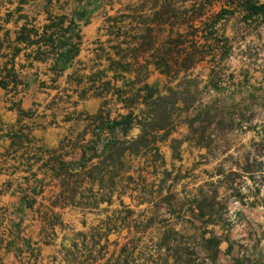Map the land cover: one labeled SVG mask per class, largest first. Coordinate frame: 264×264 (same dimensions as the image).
Segmentation results:
<instances>
[{"label": "rangeland", "instance_id": "obj_1", "mask_svg": "<svg viewBox=\"0 0 264 264\" xmlns=\"http://www.w3.org/2000/svg\"><path fill=\"white\" fill-rule=\"evenodd\" d=\"M143 1L136 7L140 6L139 9L145 8L147 11L130 14V21L134 24L150 22L153 14L164 4L163 0ZM240 1L209 0L204 3L203 0H171L170 5L178 13V23L175 20L162 21L167 25L164 26L166 31L155 32L153 36L155 48L160 49L168 37L170 24L174 27L173 34H185L189 32L187 24L191 22L198 28L197 45L189 42L184 44L181 57L199 58L203 55L205 59L189 72L191 76L184 78V74H180L170 85L165 76L149 68L151 74L146 84L162 96H167V87L171 88L175 94L169 96L168 103H176L179 111L173 116V124L158 133L157 142L153 148L149 147L145 159H138L135 163L131 174L134 184L139 186L133 194V204L143 198L151 204H159L161 201L165 204L169 193L174 194L176 211L180 209V214L174 217L180 221L172 219L171 223L181 233V242L193 243L194 264H264V17H247ZM199 5L204 7L203 19L195 11ZM183 20L187 24L180 23ZM128 24L130 22L126 21L125 25ZM135 34L133 31L129 33L131 37ZM114 46V43L104 47L96 46L94 50L105 61L106 55L117 61ZM77 52L78 48L71 46L64 55L65 60L58 61V65L67 66L71 63L67 58L74 57ZM158 53L160 50L155 53L145 50L138 56L141 60H149ZM78 65H74L67 80L78 95L62 94L58 99L47 102L50 109H56L57 104H71L76 97L89 95L98 102L94 107H99L94 113H91V108L87 111L76 109L74 116L86 123L80 122L70 127L66 135L70 139L61 145L65 157H72L65 160L71 161L69 168H73L76 175L80 176L76 180L79 184L73 185V180L68 178L65 189L62 188L72 210L66 209L62 215L58 212L57 216L49 213L45 217L49 219V229L55 227L56 230L57 238H49V244L60 243L64 247L70 244L71 230L73 233L83 232L84 227L87 229L105 224L106 218L117 208L115 195L114 204L108 212H99L106 208L105 204L99 206L98 212L89 213L87 209L92 203V194L99 190L116 191L113 184L107 181L108 176L104 182H100L103 161L101 148L108 137L103 135L98 140L94 138L91 133L95 127L90 126L88 117L100 110L108 115L109 120L126 115L127 109L118 102L112 88H123L124 83L134 78L129 73L124 75V81L112 84L109 74L100 69H90L85 73ZM131 69L135 70V67ZM108 82L112 85L106 89L104 84ZM139 102L142 103L141 100ZM146 107L139 106L138 110H147ZM84 127L89 131L86 140L88 144L77 139ZM139 134L140 130L133 127L128 132V138L135 139ZM78 147L82 151L83 147L90 149L82 158V162L88 161L83 165L92 173L90 178L80 174L79 162L74 159L80 157L79 150L75 156ZM144 160L146 169L141 175L138 170L143 167ZM64 175L66 178V173ZM139 175L144 176L142 185ZM73 187L78 188L75 194L69 193ZM143 187L144 192L140 193ZM123 201L132 204L127 197ZM25 202L24 198V205ZM147 207L149 205L144 204L135 211ZM84 209L87 213L83 215L80 212ZM28 212L24 208V220L28 219L25 217ZM19 214L18 210L21 219ZM149 216L153 218L151 214ZM157 220L160 222V219ZM21 221H18L19 225ZM162 228L155 225L147 232H161L164 230ZM126 234V230L120 232L121 236ZM117 236L118 233L112 231L109 241H114ZM209 239L215 241L207 242ZM33 242L31 240L30 243L22 244V250L15 255L17 263L51 264L49 257L39 254V247Z\"/></svg>", "mask_w": 264, "mask_h": 264}, {"label": "crops", "instance_id": "obj_2", "mask_svg": "<svg viewBox=\"0 0 264 264\" xmlns=\"http://www.w3.org/2000/svg\"><path fill=\"white\" fill-rule=\"evenodd\" d=\"M140 1L143 0H0V78L5 69H11L20 82H9L8 89L0 86V263L18 264L15 255L22 250V244L32 240L39 254L49 257V263L68 264L67 252L79 232L71 230L67 247L49 244V238L57 237L55 227L49 229L45 215L57 216L58 212L62 215L66 209L72 210L62 191L67 178L59 170L61 166L69 168L71 161L65 159L72 157H65L61 145L68 141L70 127L86 123L74 116V111L91 108L94 113L99 107H94L98 102L89 95L76 97L71 104H57L56 109H50L47 102L62 94L78 95L67 83L76 63L82 72L100 69L113 76L107 61L97 55L94 47L117 43L113 19L120 15L128 14L129 19L116 28L139 26L130 21V14L147 11L136 7ZM126 21L130 22L127 26ZM73 45L78 48L77 54L66 57L71 62L67 66H59L58 61L65 60L67 49ZM16 104L28 115L19 116L13 107ZM86 127L77 135L82 143H87L89 136ZM78 150L80 157L74 159L80 169L83 152L78 147L75 156ZM34 189L36 192H32ZM24 208L29 211L25 220ZM84 212L87 210L80 213ZM84 229L83 232L87 230Z\"/></svg>", "mask_w": 264, "mask_h": 264}, {"label": "trees", "instance_id": "obj_3", "mask_svg": "<svg viewBox=\"0 0 264 264\" xmlns=\"http://www.w3.org/2000/svg\"><path fill=\"white\" fill-rule=\"evenodd\" d=\"M163 1L164 4L160 10L153 14L152 20L148 23L139 22L137 27L126 28L122 25L115 27L118 23L122 24L129 19L127 15H120L113 19L115 25L113 35L117 41L113 51L114 56L118 59L115 61L110 56L106 59L109 63L108 70L113 72L110 82L116 84L119 81H124V75L129 73L133 74L134 78L131 82L124 83L123 88H112L113 95L119 103L123 104V108L127 109L126 115L109 120L108 115L100 110L97 114L88 117L90 126L95 127L94 132L91 133L93 137L97 140L103 135L108 137V140H104L105 143L101 148L103 161L101 162L102 170L100 172L102 176L100 182H104L108 176L107 181L111 185L113 184L116 191L99 190L98 193L92 194L93 198L90 199L92 203L87 209L89 213L98 212L99 206L105 204L106 208L99 212L106 213L113 206L115 195L117 208L112 210L111 215L106 218L107 223L95 227L90 226L85 232L75 234L67 252L70 258L68 264H194L192 261V258L195 257L192 248L193 243L190 241L181 242V233L176 231L175 224L171 223L172 219L180 221L178 217H174V215L180 214V209L178 212L176 211L174 194L169 193L170 201L166 198L165 204L162 201L159 204H151L152 202H147L144 198L133 204L135 200L133 194L137 192L139 186V184H134L131 174L135 169V163L138 159H145L149 147L153 148V145L156 144L158 133L173 124V116L179 111L176 103H168L169 96L175 94L171 88L167 87V96H162L146 84V80L151 74L149 68L151 67L153 71L165 76L170 81V85L178 79L180 74H184V78L191 76L189 72L205 59L203 55L199 58L181 57L184 44L189 42L197 45L198 28L191 22L185 23L184 20L180 23L187 24L189 32L173 34L174 27L170 24L168 37L160 49L155 48L154 33L166 31L164 26L167 25L162 21L175 20L178 23L179 19L177 11L173 10L172 5H170L171 0ZM208 1L203 0L204 3H208ZM225 1L233 2L234 0ZM258 3L257 0H245L241 3L244 6V11L247 12V17L264 16V3ZM203 9L204 7L199 5L195 10L200 19H203ZM158 23L160 25L157 26ZM131 31L136 33L134 37L129 35ZM191 33L194 34L191 35ZM133 42H137L134 47ZM217 42L220 43L218 40ZM131 47L133 48L130 50ZM145 50L153 53L160 50V54L153 55L149 60H141L138 55ZM37 58L35 56V59ZM132 67H135V70H132ZM9 82L13 85L20 83L11 69H5L0 78V86L3 89H8ZM111 83L104 84V87L109 88ZM139 106H147L148 109L140 111L138 110ZM13 107L18 111L19 116L28 115V113L21 111L18 104L13 105ZM90 126L87 127L90 128ZM133 127H137L140 134L135 139H129L128 132ZM88 128L85 130L87 133H89ZM85 148L83 147L82 158L85 157L86 151L90 150ZM87 162L86 160L85 163ZM85 163L82 162L80 166L82 171L80 174L89 177L92 173L88 172ZM142 165L143 167L138 170L141 175L145 173V160ZM59 170L64 174L66 173L67 180L69 178V180H73L74 184H78L76 180L80 176L71 172L70 168L61 166ZM141 175L139 177L142 178L140 180L142 185L144 176ZM77 189L73 187L69 191L75 194ZM143 192L144 187L140 190V193ZM124 197L131 200L132 204H126L123 201ZM144 204L149 205L152 209L147 207L138 212L135 211L136 208ZM157 219H160V222H157ZM155 225L162 226L164 230L161 232L158 230L154 233L147 232ZM123 230L127 231L125 236L120 235ZM112 231H116L118 236L114 241H109ZM213 241L215 240L209 239L207 242Z\"/></svg>", "mask_w": 264, "mask_h": 264}]
</instances>
